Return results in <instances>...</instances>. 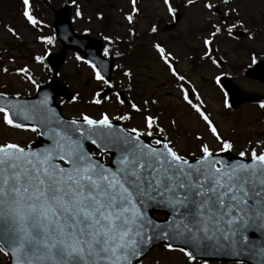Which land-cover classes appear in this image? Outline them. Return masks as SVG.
I'll return each instance as SVG.
<instances>
[{
  "label": "snow or ice",
  "instance_id": "6c2138e0",
  "mask_svg": "<svg viewBox=\"0 0 264 264\" xmlns=\"http://www.w3.org/2000/svg\"><path fill=\"white\" fill-rule=\"evenodd\" d=\"M128 3L130 10L122 19L132 36L140 7L138 0ZM196 3L197 0H184V7ZM21 4L25 23L38 28L42 22L32 14L30 0H21ZM72 4L75 17H83L77 0H72ZM162 5L175 20L177 9L171 0H162ZM200 8L206 15L216 17V22L199 37V61L209 67H221L215 55L219 49L213 48L219 37L231 38L234 29L242 28L249 40L256 39L233 0H201ZM102 18L100 12L95 14L96 20ZM3 27L12 36L17 35L10 25ZM149 31L156 33L158 29L153 24ZM103 39L109 44L114 42L107 35ZM36 40L53 43L51 36L37 35ZM150 47L176 82L179 99L202 122L216 148L204 142L203 135L196 134L194 139L200 142L196 150L182 154L161 126L159 116L150 111L159 101L144 99L138 105L132 99L125 101L119 91L112 93L116 103L131 112L110 115L102 111L96 118L82 112L78 118L53 121L48 115L52 110L47 109V97L30 106L11 102L0 105V125L27 129L50 141L38 149L12 141L0 142V254L9 257L11 264H133L153 238L175 239L189 245L191 250L174 248L171 243L165 246L168 251L182 253L189 264L197 253L209 249H228L233 255L247 252L256 264H264V241L257 245L251 240L257 233L264 235V139H250L238 152L240 160L217 158V152L232 151V139L220 134L204 110L199 90L186 74L177 70L176 54L159 42ZM104 54H111L107 47ZM47 55L45 49L32 60L44 64ZM83 63L92 69L94 81L108 89L114 87L95 64L88 60ZM251 63H257L255 55ZM0 71L7 73L8 69ZM16 72L36 83L27 66ZM122 75L128 78L131 90L132 71L124 68ZM221 75L212 76L217 85ZM0 98H6V94L0 92ZM77 99L78 94L72 96V101ZM110 99L96 91L90 103L100 105ZM231 107L225 95L223 108ZM258 107L264 110V101ZM131 113L141 115L142 128L112 131L113 120H130ZM34 117L38 123L30 128L14 119ZM169 123L175 129L176 120ZM144 137L152 139L146 142ZM84 140L98 149L95 156L85 149ZM107 145L117 153L108 164L99 159L108 150ZM153 208H166L171 213L173 220L167 230L149 216L148 210Z\"/></svg>",
  "mask_w": 264,
  "mask_h": 264
},
{
  "label": "rangeland",
  "instance_id": "374dc122",
  "mask_svg": "<svg viewBox=\"0 0 264 264\" xmlns=\"http://www.w3.org/2000/svg\"><path fill=\"white\" fill-rule=\"evenodd\" d=\"M15 3V0H0V69H8L7 73L0 71V92L29 96L34 93L37 82L45 83L55 78L73 95L78 94V99L72 103L58 100L63 115L68 118H78L82 112L94 118L102 111L110 115L131 112L130 108L116 103L112 95L116 91L124 92L126 100L132 99L138 105H141L144 99H157L159 103L152 105L150 111L159 116L161 126L168 132L169 138L174 140L178 151L186 155L188 151L196 150L197 144L200 143L194 139L196 134L203 135L204 142L215 149L216 144L210 139V134L205 132L202 122L198 121L179 99L175 88L176 82L157 61L150 45L159 42L176 54L177 70L186 74L199 90L204 101V110L211 115L220 134L232 139L234 147L231 154L238 155L250 139L255 140L258 136L264 139V110L254 104L241 106L236 111L223 108L224 94L212 80L214 74L226 73L242 90L256 91L264 95L262 85L243 76L244 70L251 65V54L255 55L256 59L264 57V0H233L234 5L241 10L245 26L254 30L256 39L219 37L213 45L214 49H219L215 55L223 62L219 69L211 68L199 61L201 54L199 37L205 34V29L211 23L216 22V17H210L201 10V0H197L195 6L188 8L184 7V0H171L173 7L181 14L178 24L171 31L165 29V25L172 22V17L166 13L162 0H138L140 12L132 26L138 37L134 40L128 34V26L122 19L123 14L130 10L128 0H77L83 11L81 18L75 17L72 0L39 2L38 13H41L45 22L50 24L52 21V9L71 4L73 27L77 33L88 32L90 36L101 40L105 35L113 37L112 44H108V41L104 43L111 48L110 53L119 52L118 45L124 50L125 55L115 60L111 79L114 87L109 95L111 99L102 101L100 105L92 104L90 100L94 92L101 91L104 87L92 79V69L81 60H76V54L68 52L57 76H53L49 67L44 66L46 60L44 64L39 65L32 60L34 55H42L45 49L48 54L58 51L59 46L55 43L47 45L38 42L36 36H47L50 30L37 31L26 26L20 14V6L15 7ZM97 12L103 16L101 20L95 19ZM5 24L13 27L17 35L7 33L3 27ZM153 24L158 29L156 33L149 31ZM236 30L244 31L242 28ZM186 56H191L192 59L187 60ZM24 66L28 67L35 84L16 72L17 68ZM124 68L130 69L133 73L130 81L131 90L128 88V78L122 75ZM172 119L176 120L175 129H172L169 123ZM122 123L140 129L142 117L138 113H131V119ZM33 140L34 133L27 129L16 130L0 125V142L12 141L26 145ZM6 260V256L0 254V264H4ZM139 264H189V262L179 251H168L160 245L151 249ZM191 264L197 263L192 261Z\"/></svg>",
  "mask_w": 264,
  "mask_h": 264
},
{
  "label": "water",
  "instance_id": "95a60500",
  "mask_svg": "<svg viewBox=\"0 0 264 264\" xmlns=\"http://www.w3.org/2000/svg\"><path fill=\"white\" fill-rule=\"evenodd\" d=\"M69 12L70 9L68 6L63 7L59 11L55 12V20L53 23V27L56 30L57 39L60 42L61 45V51L58 54H52L49 56L48 61L50 66L53 69V72H57L60 66L62 65L65 54L67 50H74L77 53L83 54L84 58L91 63L95 64L97 66V70L101 72L102 75L106 79L109 80L110 73L112 70V63L111 59H102L100 57V51H101V43L89 39L87 36H76L70 26L69 21ZM174 26V25H173ZM171 26V27H173ZM237 36L242 37V34H237ZM92 42L96 43V46L94 48H91L90 44ZM246 77L253 78L259 80L261 83L264 84V64L261 62H258L257 65L248 70L246 72ZM222 85L227 93L229 103L232 105L233 109H237L240 105L244 103H249L258 100L260 97L256 94L252 93H246L241 91L236 85H234L229 79H223ZM106 90L102 96L107 92ZM62 97L64 100L69 101L71 99L70 93L65 90L59 83H49L44 86L39 87L38 91L36 92L35 96L32 98H18V97H9L6 96V98H0V105H4L8 102L30 106L33 104H38L39 101L43 100L45 97H47V109H51L52 112L49 113L50 119L53 121L61 120V121H67L65 120L61 114L60 110L57 107L55 103V99L57 97ZM17 120V122L22 123L27 126H32L33 124L38 123V118H32L28 120H20L19 118H14ZM115 133H119L120 129L117 126L113 125V130ZM78 135V134H77ZM38 136V135H37ZM39 140L33 144L28 145L27 147L32 149H38L46 144L50 143L44 136H38ZM99 142V141H98ZM85 149L88 146L94 147L90 141L84 140L83 141ZM106 153L111 155V161L116 158V151L114 147L107 146ZM87 150V149H86ZM217 158L221 160H227L229 162L240 160L241 158L238 157H230L227 159L225 157V154L217 155ZM162 213L164 214L163 220H156L152 214L153 213ZM149 216L154 221L155 224L159 225L161 229L167 230L169 223L172 222L173 217L171 216V213L166 208H153L148 210ZM251 240L253 243L259 245L261 241H264V235L257 233L255 236L251 237ZM165 243L166 245L168 243H171L173 247H185L188 250H191L189 245L182 244L179 240L171 239V240H165L163 238H153L151 242L145 246L142 249L141 257L154 245ZM140 257V258H141ZM140 258L133 261L137 262ZM213 258L215 260H240L244 261L248 264H256V261L251 258L247 252H243L238 255H233L230 253L228 249H221V250H211L205 251L203 253H197L196 259H210ZM7 264H11L10 259L8 260Z\"/></svg>",
  "mask_w": 264,
  "mask_h": 264
}]
</instances>
